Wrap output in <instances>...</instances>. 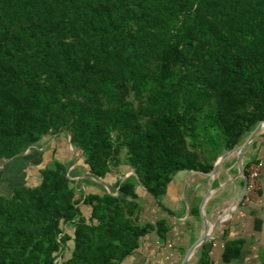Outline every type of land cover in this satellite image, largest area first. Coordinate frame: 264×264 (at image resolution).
Returning <instances> with one entry per match:
<instances>
[{"label": "trees", "instance_id": "16d2710c", "mask_svg": "<svg viewBox=\"0 0 264 264\" xmlns=\"http://www.w3.org/2000/svg\"><path fill=\"white\" fill-rule=\"evenodd\" d=\"M262 120L264 0H0V166L61 134L83 158L0 193V264H123L169 229L137 185L160 198Z\"/></svg>", "mask_w": 264, "mask_h": 264}, {"label": "crops", "instance_id": "0c3cea01", "mask_svg": "<svg viewBox=\"0 0 264 264\" xmlns=\"http://www.w3.org/2000/svg\"><path fill=\"white\" fill-rule=\"evenodd\" d=\"M72 150L69 136H49L41 145L29 149L25 157L6 160L0 166V177L9 171L11 179L21 180L18 183L36 185L41 181L39 170L44 167L41 163L53 157L73 159ZM73 161L71 170L83 165V158ZM254 161L264 163V127L246 149L243 168L239 154L233 152L212 177L203 171H178L160 198L138 184L141 222L156 224L164 220L169 229L162 233L159 228L150 230L141 237L139 248L123 264H264V166L261 187L246 191L245 174L248 175V167ZM123 169L128 171L123 178L131 175L128 166ZM118 177L120 175L113 172L108 181L112 183ZM37 179L36 184L31 183ZM104 186L111 190L107 184ZM85 189L100 190L93 186ZM81 207L89 217L91 208L83 203ZM204 236L186 259L188 249ZM231 242H237L241 252L238 257L228 260L225 255Z\"/></svg>", "mask_w": 264, "mask_h": 264}, {"label": "water", "instance_id": "95a60500", "mask_svg": "<svg viewBox=\"0 0 264 264\" xmlns=\"http://www.w3.org/2000/svg\"><path fill=\"white\" fill-rule=\"evenodd\" d=\"M263 127H264V120L260 121L254 127V129L247 135V137L244 139V141L240 145L236 146L233 149L226 150L223 154H221L220 157L217 159L216 164L213 167V169L210 172H208V175L210 177H212L217 172V170L219 169L220 164L225 160V158L230 153H233V152H237L239 154V162H240L241 167L243 168L244 153H245L246 149L248 148V146L251 144V142L255 139V137L261 132ZM126 176L123 179H125ZM245 177H246V186H247V177H248V175L245 174ZM204 238H205V236L204 237H199V239H197L196 242L188 249V251L186 253V257H185L186 259L193 252V250L196 247V245H198V243L203 241Z\"/></svg>", "mask_w": 264, "mask_h": 264}, {"label": "rangeland", "instance_id": "374dc122", "mask_svg": "<svg viewBox=\"0 0 264 264\" xmlns=\"http://www.w3.org/2000/svg\"><path fill=\"white\" fill-rule=\"evenodd\" d=\"M73 149L74 150H72L73 151V159H68V160H64V159H62V160H64V161H67V162H69V163H73L74 161L73 160H81V155H80V152H79V150H77L74 146H73ZM50 153V152H49ZM66 156V155H65ZM65 156H63V158H65ZM52 160H53V158L52 159H49V160H47L45 163H41L40 164V166H45V165H47V164H50L51 162H52ZM71 168V167H70ZM9 172V171H8ZM2 173V176L0 177V193H6L8 190H10L12 187H13V185L15 184V183H18L19 181H21V180H16L15 179V177L14 178H12L11 179V177H10V174L9 173ZM18 172V171H17ZM128 172V171H127ZM19 173V172H18ZM17 173V174H18ZM132 173H134V171L133 170H131L128 174H132ZM36 177L38 176V173L36 172L35 174H34ZM40 177V176H39ZM11 179V180H10ZM73 179H75L76 180V178H74L73 177ZM23 180V179H22ZM8 182L10 183V184H8ZM38 182V179L37 180H34L33 182H31L32 184H36ZM87 191H88V189H87ZM78 196H79V194H78ZM67 231H69V232H72L73 231V229L71 228V227H67ZM69 245H72V242L70 241L69 242Z\"/></svg>", "mask_w": 264, "mask_h": 264}, {"label": "built area", "instance_id": "2783aa9c", "mask_svg": "<svg viewBox=\"0 0 264 264\" xmlns=\"http://www.w3.org/2000/svg\"><path fill=\"white\" fill-rule=\"evenodd\" d=\"M264 166L262 161L251 162L248 167L246 191H254L261 187V171Z\"/></svg>", "mask_w": 264, "mask_h": 264}]
</instances>
